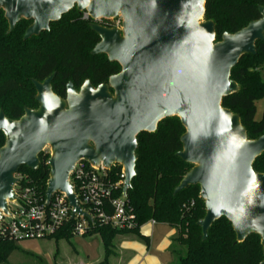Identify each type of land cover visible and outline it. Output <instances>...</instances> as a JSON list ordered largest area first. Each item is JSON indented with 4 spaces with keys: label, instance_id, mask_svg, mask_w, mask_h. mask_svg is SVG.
Wrapping results in <instances>:
<instances>
[{
    "label": "water",
    "instance_id": "water-1",
    "mask_svg": "<svg viewBox=\"0 0 264 264\" xmlns=\"http://www.w3.org/2000/svg\"><path fill=\"white\" fill-rule=\"evenodd\" d=\"M207 0H0L11 34L22 21L32 24L26 42L49 31L52 23L76 9L92 19L123 17L122 30L91 23L100 42L93 56L104 55L121 67L108 83L95 88L87 80L77 91L66 87V98L52 89L56 73L33 80L39 108H26L19 120L0 110V222L17 199L16 175L22 167L37 171L40 155L51 148L46 199L66 195L73 219L83 216L69 173L86 160L111 169H124V195L138 175V137L155 133L165 119L178 117L185 128L182 151L176 157L193 166L174 195L198 186L206 214L199 221L203 240L215 222L231 223L237 242L260 237L264 255V174L253 165L264 154V135L250 140L239 115L223 100L240 91L232 70L246 55H256L264 41L261 18L240 31L216 40V26L205 21ZM264 264V261L261 263Z\"/></svg>",
    "mask_w": 264,
    "mask_h": 264
},
{
    "label": "trees",
    "instance_id": "trees-1",
    "mask_svg": "<svg viewBox=\"0 0 264 264\" xmlns=\"http://www.w3.org/2000/svg\"><path fill=\"white\" fill-rule=\"evenodd\" d=\"M260 6H264V0H207L204 19L215 23L216 40L220 42L224 33L234 34L258 20ZM31 24L22 20L11 34H7L8 23L4 12L0 11V110L7 118L19 120L26 108L38 109L33 80L43 82L56 73L53 92L65 99L70 82L79 89L89 80L97 88L120 73L118 63L109 62L104 55L91 54L100 38L76 9L52 23L49 31L25 42L23 37ZM256 52V55L244 56L232 70L231 79L239 85L240 91L223 100L224 108L240 116L250 140L264 135V112L261 120H256V103L264 99V41L257 42ZM184 134L180 119L172 117L160 122L155 133L139 135L138 175L126 195L127 209L135 218L136 228L120 231L95 223L84 236H100L105 255L103 264L114 255L119 237L138 240L149 247L150 240L140 229L151 221L176 231L169 251L183 252L180 264H261L264 261L260 237L251 235L238 243L231 223L225 218L215 222L207 240H203L198 223L205 217L206 207L198 186L174 195L175 188L193 168L176 157L183 149L181 137ZM4 144L5 136L0 132V149ZM39 159L37 171L26 167L19 170V174L28 176V181L20 186L35 188L44 198L50 178L49 156L41 154ZM253 168L264 174V154L255 161ZM120 173V166L113 167L112 178L118 180ZM73 223L68 222L48 240H70L74 237ZM20 250L19 243L11 240L5 230H0V264L8 263Z\"/></svg>",
    "mask_w": 264,
    "mask_h": 264
},
{
    "label": "built area",
    "instance_id": "built-area-1",
    "mask_svg": "<svg viewBox=\"0 0 264 264\" xmlns=\"http://www.w3.org/2000/svg\"><path fill=\"white\" fill-rule=\"evenodd\" d=\"M82 19L90 24L96 23L110 29L122 30L123 26L121 15L111 19H92L84 12ZM42 154L49 156L50 159L51 148L45 147ZM113 167L107 169L102 164L96 166L81 160L69 173L68 180L73 185L78 203L92 220L79 215L72 219L73 210L63 193H55L51 201L47 202L46 195L42 198L35 188L20 186L21 183L28 181V176L18 173L16 177L19 181L15 186L17 199L8 203L9 214H3L0 230H5L11 240L19 243L48 240L70 221L74 222L72 228L74 237L85 236L95 223L120 231L136 228L135 218L127 209L126 196L123 192L124 169L121 167V173L115 181L112 178ZM151 222L155 224L154 221Z\"/></svg>",
    "mask_w": 264,
    "mask_h": 264
},
{
    "label": "rangeland",
    "instance_id": "rangeland-1",
    "mask_svg": "<svg viewBox=\"0 0 264 264\" xmlns=\"http://www.w3.org/2000/svg\"><path fill=\"white\" fill-rule=\"evenodd\" d=\"M256 107V120L259 121L264 112V99L258 101ZM152 228L155 229V233L151 240V250L141 241L126 239L122 246L129 253L117 260L111 258V264H140L147 251L155 257L161 255L164 264H180L179 260L184 256L183 252L174 254L165 249L166 246L171 245L176 231L166 225L148 226V229ZM19 245L21 250L15 252L6 264H100L105 257L99 235L75 236L70 240L60 241H24L19 242ZM136 255L141 259L134 260Z\"/></svg>",
    "mask_w": 264,
    "mask_h": 264
},
{
    "label": "crops",
    "instance_id": "crops-1",
    "mask_svg": "<svg viewBox=\"0 0 264 264\" xmlns=\"http://www.w3.org/2000/svg\"><path fill=\"white\" fill-rule=\"evenodd\" d=\"M150 225L151 226H157V225L159 226L161 224H156V223L153 224L152 222H149V223L145 224L144 226H142V228L140 229V233L142 235L148 237L149 240H150L149 250H151L150 249L151 240H152V236L155 233V229L154 228L148 229V226H150ZM161 226H163V225H161ZM126 239H128V238H125V237H119L118 238V240L116 241V244H115V248H114V255L109 258L107 264H111V260L112 259H114V260L120 259L124 254H126L128 252L122 246V244L124 243V241ZM19 247H20V245H19ZM169 247H170V244L168 245V247L166 246L165 249L167 248V251H168L169 250ZM104 259H105V257H104ZM137 259H141V257L139 255H136L134 260H137ZM103 262H101L100 264H103ZM140 264H164V263L162 261V256L161 255H158L157 257H155L151 252L147 251L146 254L143 256L142 261H141Z\"/></svg>",
    "mask_w": 264,
    "mask_h": 264
},
{
    "label": "flooded vegetation",
    "instance_id": "flooded-vegetation-1",
    "mask_svg": "<svg viewBox=\"0 0 264 264\" xmlns=\"http://www.w3.org/2000/svg\"><path fill=\"white\" fill-rule=\"evenodd\" d=\"M259 14H260V13H259ZM81 15H82V14H81ZM260 18H261V15H260ZM260 18H259V19H260ZM259 19H258V20H259ZM255 21H256V20H255ZM105 25H106V24H105ZM107 25H110V24H107ZM103 27H105V26H103ZM105 28H107V27H105ZM80 88H81V87H80ZM80 88H79V89H76V90L79 91ZM65 98H66V97H65ZM38 108H39V107H38Z\"/></svg>",
    "mask_w": 264,
    "mask_h": 264
}]
</instances>
